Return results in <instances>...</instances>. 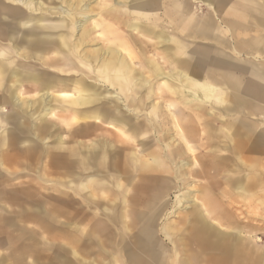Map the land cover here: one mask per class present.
Masks as SVG:
<instances>
[{"label": "bare ground", "instance_id": "bare-ground-1", "mask_svg": "<svg viewBox=\"0 0 264 264\" xmlns=\"http://www.w3.org/2000/svg\"><path fill=\"white\" fill-rule=\"evenodd\" d=\"M105 1L97 9L93 5L96 0H0V39L9 37L10 29L14 32L21 30V25L29 26L23 41L35 52L33 55L18 49L16 63L9 60L11 48L6 47L0 53L6 62L5 65L0 62V73L6 72L7 79L0 97L1 169L16 161L22 172L25 164L30 163L26 156L35 144L25 136L28 127L25 113L35 116L42 105L45 107L42 122L48 129L56 126L52 119L46 121L48 117L75 121L89 131L96 126L100 133H115L114 129L121 127L119 132L125 135L121 138V162L116 156L115 144L108 139H103L99 146L103 153L87 150L84 169L95 173L89 175L87 184L83 183L85 189L115 195L113 181L96 168L98 162L105 163L108 170H117L120 164L124 184L142 169L141 181L165 184L158 192L161 197L169 195L172 184L177 182L175 177L180 179L182 170L189 168L190 176L196 177L190 189L194 195H181L180 202L188 208L195 207L190 229L196 243L186 245L183 254L177 246L171 250L170 257L163 255L157 249L153 227L144 228L154 224L155 218L143 211L139 215L141 232L131 244L121 245V254L112 260L103 240L79 242L74 233L64 236L66 244H59L56 251L52 245L49 252L45 244L42 251L34 248L31 253L45 258L48 251L54 260L60 259L64 264L73 263L70 255L81 257L82 254H85L83 264H264V236L261 235L264 221L260 224L261 220L254 216L264 214V173L257 170L264 167V0H118V5L105 4ZM193 3L197 4L200 15ZM47 14L59 17H52L53 20L45 17ZM98 16L103 20L97 19ZM163 18L170 28V37L164 41L167 42L164 50L149 55L151 31H155L152 24ZM135 20L141 22L136 24ZM115 21L118 25L132 24L130 36L140 53L127 40L116 49L110 43L107 47L89 45L92 42L87 38L93 32L92 41L105 42L110 34L119 32ZM159 27L162 28V23ZM75 35L80 36V48L71 39ZM10 37L14 43V36ZM138 59L141 63L137 68ZM116 61L120 63L114 64ZM74 75L80 77L76 81L79 95H60L74 87L71 80ZM89 79H95L104 89L98 92L95 87L98 84ZM107 85L119 90L121 99L117 101L132 115L122 114L115 99L94 106L109 98L105 92ZM29 91H36L38 97L26 99L24 95ZM158 98L163 102L161 108ZM9 106L19 112L21 137L16 147H12L10 131L6 129L12 121ZM145 110L149 112L145 124L133 123V115L145 116ZM117 117L121 123L116 126ZM165 118L169 119L174 133L176 130L174 136L162 129L161 121ZM105 119L109 127L103 126ZM33 126L37 133L41 122ZM168 132L171 131L168 129ZM64 139V134L58 136L60 142ZM57 155L63 164L75 162L77 156L74 150ZM134 158L141 161V167L134 166ZM207 180L211 186L201 189L196 184L203 185ZM27 183L19 178L14 182L8 175L0 176V199H25ZM141 186L132 184L126 191ZM107 206L109 210L114 209L110 202ZM21 207L27 210L25 204ZM133 208L122 202L120 220L129 219L135 213ZM41 211L49 212L44 207ZM59 217L54 215L55 220ZM0 221H5L2 212ZM63 256L69 257L63 260ZM44 258H40V264H47Z\"/></svg>", "mask_w": 264, "mask_h": 264}, {"label": "rangeland", "instance_id": "rangeland-1", "mask_svg": "<svg viewBox=\"0 0 264 264\" xmlns=\"http://www.w3.org/2000/svg\"><path fill=\"white\" fill-rule=\"evenodd\" d=\"M96 1L98 2H95L96 4H93L94 8L99 9L104 3V0H96ZM105 2H106L105 4L112 3L115 5L117 4L118 0H115V1L106 0ZM196 5L197 4L193 3V6L195 8H196ZM196 10L198 14H201L199 8H196ZM56 16L57 15L55 14H47V16L45 17H51V19L54 20V18L52 17H55L57 19L59 17V16L57 17ZM97 19H100L101 21L103 20L102 18H100V16H98ZM104 22L107 24L108 20ZM89 24L93 25V22ZM114 25L118 27L119 32L112 33L114 36L110 34L108 41L105 42L101 39H98L97 41L96 40L92 41L95 37L94 36L95 33L93 32V35H92L93 37L91 36L90 38H87L90 43L92 42L89 45L95 46L97 44L101 46L103 45V47L105 46L107 47V45L110 43L109 46L112 47L113 49H116V48H120L119 47L120 44H122L124 41L127 40L129 43L131 42L130 43L131 48L137 51V49L139 48L137 47V45L134 43V41L130 37L129 29L131 30L132 24L125 26V24L119 23L118 25L117 21H115ZM29 30H30L29 26L21 25V30H16L12 32L10 29L9 37L0 39V53L4 52L6 47L11 48L12 52L10 53L11 57L9 58V60H11V63L18 62L17 60L19 58V55L17 53L18 49L22 53L25 52L26 50H28L32 54L35 53L33 49H28L23 41V34H25L26 32H29ZM50 31L56 32L54 30H50ZM76 33H78V30L76 31ZM120 34L121 36H119ZM55 35H58V34L55 33ZM10 36H14V43H11ZM75 36H72L71 39L76 41V46H77L76 48H80L78 47V40H79L78 38L80 36H77V35ZM154 39L156 41V46H159V48H161L164 45L163 42L165 40V36L163 37L161 33H159L156 37H154ZM138 52L140 53L139 50ZM152 53L153 52H149V55H151ZM124 55L127 56V54H123V56ZM0 62L3 63V65L6 64V62L2 60V58H0ZM137 62L141 63V60L138 59ZM11 63L9 64V66L11 65ZM119 63H120L119 61H116V63L114 64H119ZM138 63L137 65L139 66ZM5 75H6V72L1 71L0 73V96L3 94L4 86L6 83ZM73 77L79 79V76L75 75ZM91 78H94V77H91ZM89 80H92L93 83L98 84V85H95V87H97L98 92L104 89L99 86V83H97L95 79H89ZM158 84L159 82H156V85ZM105 88H106L105 92L108 94V96H111L113 99L103 98L102 99L103 101H99L97 102V104L95 103L94 106L98 104L102 105V103H106V101L109 103L110 101L115 99L117 103V108L121 109L122 105L119 101H117L118 99H121V95L118 94L119 90L117 88H114L108 85L105 86ZM29 97H34V96L31 95ZM152 100H155V99H152ZM157 100H158V103H160L159 107L161 108V106L163 105V102H161L162 99L158 98ZM44 108L45 107H43L42 105V108L35 114V116H33V118L31 119V122L33 124L43 118ZM132 114H130L127 110L126 115H132ZM133 116L136 117V115H133ZM48 118L52 119L53 117H48ZM137 119L138 118L133 119V122L137 121ZM55 121L59 123L57 127L61 128V129L57 128L60 134L65 133L66 130L63 127L64 120L62 119L60 120L58 118ZM120 122L121 120L119 121L116 120L115 125L117 126V124H119ZM144 122H146V120H144ZM161 122H162L161 126H163L162 129L166 130L165 132L167 133V135L174 136V134L176 133V130L174 133V130L171 129V125L168 123L169 119L165 118ZM107 124H109V122L105 121L103 123V126L109 127ZM81 126L83 125L81 124L78 125L79 129H77L76 131L78 134L76 133L75 135L77 137L75 141L71 143L66 142L65 144H61V145L59 141L57 142L56 136H51L47 134L42 135V136L33 135L32 139L36 143L37 142L39 144L42 143L41 144L42 146L40 148L42 157H39L38 161H34L35 163H37L36 166H34L33 168L31 166H27V168H25L23 172H20V174L22 175V178H20V181L21 182L23 180H26V182L28 181L27 188H26V199H25V202H27L28 204L27 214L24 216H21L22 222L20 224L15 223L14 224L15 226L10 227V229L6 231L0 230V235L2 237L3 235L12 236L14 238L12 237L11 238L16 240L14 241L16 246L11 247L10 249L12 252L19 253V254L22 252H26L27 254H29L30 257H32L34 255L31 253L32 248L33 249L35 248L36 250V247H33L32 245H35L36 243H38L40 247H43L44 241H46L45 243L47 247L46 250L50 252L51 246L53 245L54 250L56 251L57 246L59 244H66L67 240L64 239L65 238L64 236L66 235L69 236L70 234L74 233L75 237L78 239L79 242H82L85 240L89 241V239H94V238H95L94 240L96 241L103 240L106 243V248L109 249V253L107 254L109 256L108 258L112 260L114 257H117L119 253L121 254V245L124 246L125 244H131L132 242H134L135 235H138L141 232L143 225H141V222L139 220V215L133 214L129 219L120 220L121 212L119 209L121 207V210H122L123 201L121 202V193H123V191H126V187L132 186L134 182L135 183L136 181L139 182V179L136 180V177L138 178V175L136 174L131 175L130 177H132L131 178L132 182L126 181V183L124 184V183H121V165L120 164L117 170L110 169L111 170L110 171L107 169V167H105V163L100 164V162H98L96 168H98L101 172H103V175H105L108 179H111V181H113V184H114L113 188L115 189V195L106 196V195H103V193H98L97 190L94 191L92 188L85 189V186L83 185L84 182L87 184V181L89 180V177H90L89 175H91V173H95V172H92V170L84 169L83 163H84L85 154L87 153L88 149L94 150L95 153H98V152L103 153L99 151V146L101 145V142L103 139H108L110 140L112 144L113 143L115 144L114 149L117 150L116 156L118 157L120 161L118 159L117 160L121 162V132H119L121 130V127L117 126V129H114L116 131L115 133H108V132L100 133L99 131L98 132L96 131V126H94V128L91 131H89V129L85 130L84 126L83 127ZM66 128H69V127L67 126ZM80 128L82 130H80ZM167 128L171 132H168ZM153 135L154 134L152 133L150 136L153 137ZM42 137L44 139L48 138L49 140L45 141L43 140ZM177 137L178 136H176V138ZM65 139L66 141L69 140V138H65ZM56 144H58L59 147L61 146V148L64 151L74 150V152L77 155L75 162L73 161L72 163H67V164L61 163V161L58 158H56V156L58 157V155L53 154V148H55L54 146H56ZM106 158L107 160L109 159L108 157ZM183 158L186 160L188 159L187 157H183ZM30 160H33V159H30ZM31 162L33 161H30V163ZM37 173H40V174H37ZM182 173H183V176H181L180 179H177V177H175V181L177 182H174V184H172L173 190H171L169 195L165 197H161L158 195L159 189L164 188L165 186L164 183H160V184L153 183V184H147V185H145V183L144 184L142 183V185L145 188H140L139 190H135L136 192H139L143 198L141 200L142 206L139 207L140 209L133 210V211L138 214L144 211L149 217L155 218L154 224L150 226L147 225L144 228L146 227L151 228V226L153 227L152 231H154L153 236L155 238L154 240H156L155 242L157 245V249L163 255H166L168 257H170L171 250L174 249L175 247L179 246L180 253L183 254L184 251L186 250L185 249L186 245L190 246V245H195L196 243L192 235L191 229H190L192 218L195 215V210H194L195 207H193V209L188 208L187 204L183 205L180 202L181 195L183 196H189V194L192 196L194 195V193H191L190 189L192 188L191 187L192 183L195 184L194 181L196 179L194 178L196 177L190 176L189 168L183 169ZM70 182H73V184H71ZM199 183L200 182H196V184L201 189H203V186L205 187L211 186L210 181L208 180L206 182L203 181V185ZM149 185H151V187ZM131 193H133V191ZM201 196L202 195L199 194L200 199H202ZM109 202L114 206V209L112 210L107 209L108 208L107 204ZM42 207H44L49 212L46 213V211H44L45 212L44 213L36 209V208L41 209ZM55 214L60 216L59 218H56V220L54 219ZM26 216H28V218H26ZM254 216L258 217L261 220L259 221L261 222L260 224L263 223L264 215L255 214ZM243 217L244 215L242 216V218ZM19 220L21 219L19 218ZM246 220L247 219L245 218L243 221H246ZM17 224L19 225L16 226ZM18 229L20 230L19 232H18ZM87 233L89 234L91 233L92 236L87 235ZM261 235L264 236V233L262 232ZM43 248L45 249V247ZM38 251H40V249H38ZM48 251L47 252L45 251V258L41 255V258H44L47 264H64L60 261V259L54 260V255L52 253H49ZM47 254L49 257L47 256ZM84 256L85 254H82L81 257L80 256L75 257V256L70 255V258L73 261L72 264H83ZM86 256H89V254H87ZM67 257L69 256H65V257L63 256L62 259L64 260ZM33 258L36 259V256H33ZM65 264H68V263H65Z\"/></svg>", "mask_w": 264, "mask_h": 264}, {"label": "crops", "instance_id": "crops-1", "mask_svg": "<svg viewBox=\"0 0 264 264\" xmlns=\"http://www.w3.org/2000/svg\"><path fill=\"white\" fill-rule=\"evenodd\" d=\"M198 15H200V14H198ZM136 24H139V22H141V20H135L134 21ZM160 23H162V28L161 27H159L160 26ZM167 21L166 20H164V18L163 19H160V20H157V21H155V22H153V24H152V26H155L154 28H155V31H151V38H152V42H151V44H148V49H149V51L150 52H153V51H156V53H158L157 52V50L159 51H162V50H164V46H165V44L167 43V42H163V46L161 47V48H159V46H156V41H155V39H154V37H156L159 33H161L162 35H164L165 36V40L164 41H167L168 39H169V37H170V35H169V29L170 28H168L167 27ZM132 27V26H131ZM141 28H143V26H141ZM143 30V29H142ZM143 32L144 33H146V31H144L143 30ZM159 32V33H158ZM163 36V37H164ZM131 37V36H130ZM136 51V50H135ZM137 53H139L138 52V49H137ZM138 63V62H137ZM138 64H140V63H138ZM136 66H137V68L139 67L137 64H136ZM75 76V75H74ZM80 78V77H79ZM73 82H74V87L73 86H71V87H69V89H65L64 91H62V93L60 94V95H63V96H72V95H79V93H80V91L78 90L79 88H78V86H77V84H76V81L78 80V78H74V77H72V79H71ZM6 81H7V79H6ZM7 84V82L5 83V85ZM4 89H5V86H4ZM79 92V93H78ZM3 94H4V91H3ZM3 94L1 95V96H3ZM38 93L36 92V91H29V92H27V93H25V95H24V97L26 98V99H34L36 96L38 97V95H37ZM34 96V97H29V96ZM0 96V97H1ZM109 98L110 99H113L111 96H109ZM108 98V99H109ZM130 101L132 100V99H129ZM134 103V102H133ZM122 105V104H121ZM8 108H10V106L8 107ZM10 110H11V108H10ZM148 111L147 110H145V111H143V113H145L144 115L145 116H139V117H135V118H138L137 119V121H134L133 123H135V124H141V125H144L145 124V122H144V120H147V116H149V112L147 113ZM121 113L123 114V113H125V114H127L126 112H125V108H124V106L122 105V108H121ZM11 119H12V121H11V124L6 128L7 130H9L10 131V136H11V141L13 142V145H12V147H16V146H18L19 145V142L20 141H17V139H18V137H21L20 135H19V128H18V116H19V112H18V110L16 109V108H13L12 110H11ZM17 115V116H16ZM25 115H27V117H26V120H27V124H28V127H27V129H28V131H27V129L25 130V136L27 137V138H30V139H32V137H33V135H37V136H42V135H45V134H47V135H51V136H56V139H57V142L59 141V143H60V145L61 144H65L66 142L68 143V142H73V141H75V139L77 138L75 135H76V131H77V129H79V127H78V125L79 124H77V123H74L75 121H64V123H63V127L65 128V130H66V132L65 133H63L64 135H65V138H69V140H67L66 141V139H64V141L63 142H60V140H58V136L59 135H62V134H60V132H59V130L57 129V128H60V127H57L58 126V122H56L55 120H57L58 118H56V117H53L52 118V120L53 119H55V120H53L54 121V124L56 125L54 128H52V129H48L47 127H45L44 126V124H43V122H42V119H40L38 122L40 123L41 122V128H40V131L39 132H35V130H34V126H33V124H31L32 122H31V119L33 118V116H32V114L31 113H28V112H26L25 113ZM70 118V117H69ZM14 119V120H13ZM60 119V118H59ZM61 120V119H60ZM63 120V119H62ZM116 120H121L119 117H117V119ZM46 121H49V122H51V119H46ZM105 121H108L107 119H105L104 120V122ZM30 122V123H29ZM109 122V121H108ZM67 123H70L71 125H67ZM121 123V122H120ZM61 124V123H60ZM11 125H13V126H11ZM32 126V127H31ZM69 127V128H66V127ZM73 126V127H72ZM77 126V127H76ZM84 126V125H83ZM11 127V128H10ZM33 128V129H32ZM15 129H17V130H15ZM29 129H31V130H29ZM61 129V128H60ZM58 130V131H57ZM80 130H82L81 128H80ZM13 131L16 133L15 135H14V133H13ZM31 135V136H29V134ZM33 133V134H32ZM78 134V133H77ZM123 137H125V135L124 134H122L121 133V138H123ZM43 138V137H42ZM48 139V138H47ZM43 140H46V138L44 139L43 138ZM56 141V140H55ZM17 142V143H16ZM31 143H32V145H34L35 144V148H34V150H32L31 151V149H30V151H29V153H28V155H32V157L33 158H30L28 155L26 156V158L29 160V159H33V160H29V162L30 161H34L35 159V161H37L38 159H39V157L42 155V153H41V151L39 150V148H41V143L39 144L38 142L36 143V142H34V141H30ZM121 145H122V143H121ZM55 148H53V154L54 155H57L59 152L60 153H62V152H68V151H64L62 148H61V146L59 147V145L58 144H56V146H54ZM36 150H37V152H36ZM63 150V151H62ZM123 150V148L121 147V151ZM39 152V153H38ZM38 153V154H37ZM56 153V154H55ZM41 154V155H40ZM58 158V157H57ZM135 160H133L132 162H134L133 164H134V166H138V167H141V161H138V160H136V158H134ZM71 161V163H72V160H70ZM137 162V163H136ZM139 162V163H138ZM17 162L15 161V163H9L7 166H8V168H4L3 170L1 169L2 168V166H1V164H2V162H0V176H2L3 178H6V176L8 175V176H10L11 178H12V181H14V182H17L18 181V178H19V180H20V178H22V175L20 174V169L22 168L21 166H20V163H17ZM33 163V164H32ZM32 163H26L25 165H26V167L25 168H27V166H31L32 168L34 167V166H36V163H34V162H32ZM70 163V162H69ZM13 164V165H12ZM29 164H31V165H29ZM12 165V166H11ZM17 165H18V167H17ZM70 166H71V164H70ZM258 167V166H257ZM24 168V167H23ZM24 168V169H25ZM262 169H264V167L263 168H260V169H257V170H259L260 172H263L264 173V170H262ZM16 170V171H15ZM18 170V171H17ZM142 170V169H141ZM141 170L140 171H136L135 172V174L136 175H138V178L136 177V180H138L139 178H140V172H141ZM23 172V171H22ZM19 175V176H18ZM142 176V175H141ZM18 177V178H17ZM130 178V180L129 181H127V182H132V180H131V177H129ZM140 182V183H139ZM139 182H137L136 181V183L134 182L133 184H136V185H141L142 183L144 184L145 183V185H147V184H153V182H151V181H141L140 179H139ZM122 183V182H121ZM124 183V182H123ZM125 183H126V181H125ZM156 183V182H155ZM150 187H151V185H149ZM141 188H145L143 185L141 186ZM140 188H138V189H134V188H132V191H133V193H131L132 191H123V193H121V202L123 201V202H126L127 204H129L130 206H132V207H134L133 208V210H139L140 208L139 207H141L142 206V204H141V200H142V195L139 193V192H136L135 190H139ZM24 192L26 193V189H24ZM26 199V198H25ZM25 199H22V200H19V199H15V198H13V199H8V200H1L0 199V209H1V211L0 212H2L3 213V220H5V221H0V230H3V231H6V230H8V229H10V227H12V226H15L14 224L15 223H21L22 222V217L21 216H24V215H26L27 214V210H25V211H23L24 210V208H22L21 207V205L22 204H25V206H26V208H27V202H25ZM126 199H128L129 201H127ZM133 203H134V206H133ZM2 204V205H1ZM38 211H41V209H38ZM41 212H44V211H41ZM133 214H136V215H140V213L138 214V213H133ZM133 214H130V215H133ZM254 215V214H253ZM256 215H258V214H256ZM264 215V214H263ZM19 218L21 219V220H19ZM24 218V217H23ZM26 218H28V216H26ZM27 220V219H26ZM13 223V224H12ZM19 224H17L16 226H18ZM8 225V226H7ZM0 240H1V243H2V245H1V243H0V264H40V261L42 260V259H40L41 258V254H38V255H33V256H36V259L35 258H33V256L32 257H30L29 256V254H27L26 252H23V253H21V254H19V253H15V252H12L10 249H11V247H14V246H16L15 245V243H14V241H16L15 239H12V238H14V237H12V236H4L3 235V237L0 235ZM12 237V238H11ZM12 240H11V239ZM36 246H34V245H32L33 247H38V249H40V251H42L41 250V248H43L44 247V245H45V241H44V243H43V247H40V245L38 244V243H36L35 244ZM4 246V247H3ZM32 250H33V248H32ZM25 254V255H24ZM5 255V256H4ZM18 255H20V256H18ZM32 255V254H31ZM39 256V257H38ZM38 257V258H37ZM28 258V259H27ZM12 261V262H10V261ZM14 262V263H13ZM22 262V263H21ZM38 262V263H37Z\"/></svg>", "mask_w": 264, "mask_h": 264}]
</instances>
